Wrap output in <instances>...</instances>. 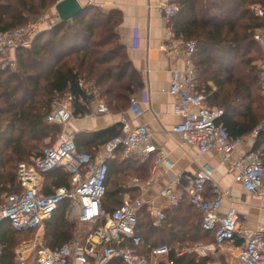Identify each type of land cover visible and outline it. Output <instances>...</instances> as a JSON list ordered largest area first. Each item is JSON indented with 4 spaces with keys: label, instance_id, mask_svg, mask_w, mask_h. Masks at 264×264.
<instances>
[{
    "label": "trees",
    "instance_id": "trees-1",
    "mask_svg": "<svg viewBox=\"0 0 264 264\" xmlns=\"http://www.w3.org/2000/svg\"><path fill=\"white\" fill-rule=\"evenodd\" d=\"M56 0H0V32L24 27L30 18H38L56 5ZM179 13L170 28L176 39L193 40L196 52L193 64L198 92L206 96L211 109H220L216 125L230 140L251 137L264 123V98L261 96V71L254 65L263 57L255 43L256 30H264V20L254 18L249 8L264 7V0H176ZM119 12L104 13L88 6L72 21L59 22L38 34L29 49L16 53L17 71L0 69V122L11 121L3 134L0 149V201L7 194L20 192L17 167L20 162L39 156L43 143L55 144L62 129L46 122L57 96L70 93L75 98V117L90 114V96L80 86L96 88L97 97L119 114L126 111L131 98L143 89L141 76L128 59L116 28L121 24ZM4 126L0 127V132ZM121 134V126L93 134V140L106 144ZM77 140H75V143ZM78 149V148H77ZM262 155L264 163V127L259 130L250 149ZM95 155L94 153H91ZM121 152L108 162V177L103 208L112 213L123 204L126 191L119 179L126 172L147 180L155 163L129 160L121 163ZM46 187H70V176L57 169L46 175ZM209 189V188H208ZM69 202L61 203L45 221L43 245L55 250L73 238L75 226L68 222ZM187 200L167 211L161 225L154 224L143 208L137 215V234L143 240L141 256L149 258L152 249L172 247L168 261L172 264H210L208 258L195 254L178 255L176 247L195 245L214 235L201 226V217ZM200 217V218H199ZM0 223V264H14L20 240L11 227ZM10 226V225H9ZM160 242V243H159Z\"/></svg>",
    "mask_w": 264,
    "mask_h": 264
},
{
    "label": "built area",
    "instance_id": "built-area-1",
    "mask_svg": "<svg viewBox=\"0 0 264 264\" xmlns=\"http://www.w3.org/2000/svg\"><path fill=\"white\" fill-rule=\"evenodd\" d=\"M158 9L165 15L168 24L180 11L176 0H166ZM249 10L254 18L264 20V7L255 4ZM38 33L37 25L30 21L24 27L0 32V61L3 65L13 67L17 51L29 49ZM253 39L263 51L258 67L261 71V96L264 98V30H256ZM196 47L193 40L176 38L162 47L170 55H181L185 62L184 69L173 72L171 76L169 93L176 98L174 114L182 118L172 132L185 145L202 153H216L246 192L264 194L262 155L246 150L245 138L230 140L224 130L216 125L223 111L209 108L206 96L196 89L193 64ZM80 86L90 97L97 96L96 88L92 85H85L81 81ZM74 101L70 93L54 99L46 122L60 126L62 132L55 144L45 146L39 156L18 164L20 192L6 195L0 201V223L8 222L17 233L38 231L59 205L68 201L67 221L75 225H88L90 231L85 237H74L55 250L41 243L36 245L33 248L35 264H149L148 257L141 256L143 240L137 234V215L148 207L154 224L159 226L166 219L165 212L154 209L142 199H127L112 213H107L103 200L107 191L108 162L116 159L118 152H121L123 161H147L155 155L151 182L159 166L173 167L169 154L153 145L146 126L133 127L125 113L120 115L119 120L121 134L103 145L96 155L79 151L74 138L64 132L68 123L75 119ZM130 110L136 118L143 114L135 101L131 102ZM96 112L103 115L112 113L104 102L98 105ZM262 129L263 126L254 131L251 137L255 138ZM57 169H63L70 176V187L53 186L46 192L43 181L47 174ZM131 185L141 186V183L133 179ZM160 196L172 208L179 207L187 200L199 213L202 229L214 235L213 246L198 245L195 251L223 248L239 240L242 248L237 264H264V224H259L253 231L249 230L248 217L234 205L229 206L224 214L220 213L229 192L214 182V168L211 165H204L191 178L183 175L173 177ZM28 250L19 249L15 253L14 264H27ZM170 251L168 245H162L152 249L149 257L164 259ZM1 253L0 247V256Z\"/></svg>",
    "mask_w": 264,
    "mask_h": 264
},
{
    "label": "crops",
    "instance_id": "crops-1",
    "mask_svg": "<svg viewBox=\"0 0 264 264\" xmlns=\"http://www.w3.org/2000/svg\"><path fill=\"white\" fill-rule=\"evenodd\" d=\"M56 1L59 3L62 0ZM165 1L77 0L83 8L91 6L100 9L104 13L119 12L121 14L122 21L115 32L119 37L120 43L125 47L128 59L132 62L144 83L143 89L131 98V102L135 101L138 103L143 114L141 117L136 118L130 110L131 103L128 109L122 113L98 114L96 109L103 101L97 96L91 97L88 104L91 111L90 114L84 117H75L65 127L64 132L71 135L74 140H77L76 146L79 151L96 155L103 145L95 143L92 137L93 134L119 125L120 115L125 113L133 127L146 126L149 129L153 145L157 149H164L168 152L173 167L159 166L154 180L151 182L149 181L154 165L147 180L132 177L129 183L123 187L126 191L123 201L127 199H142L147 205L150 204L154 209L164 211L166 215L167 211L171 210L172 207L168 206L165 200L161 198V191L169 185L173 177L183 175L191 178L200 168L209 164L214 168V182L222 190L229 192V196L220 213L224 214L229 206L234 205L240 213L248 217L247 227L253 231L259 224H264V194L252 195L246 192L242 184L237 182L235 177L228 172V166L221 162L216 153H202L191 146L185 145L180 137L172 132L173 128L182 121V118L174 114L176 98L169 93L171 76L173 72L183 70L185 62L181 55H170L162 50L163 46L169 45L170 41L175 39L165 15L158 9L159 5ZM55 6L45 14L44 31L53 27L55 22H60ZM10 123V120L7 121L0 132V149L2 147L3 134ZM262 126L264 127V123ZM254 139L253 137L247 139L246 150L250 151ZM119 160L121 163L126 162L121 160V157ZM141 162L144 163L146 161ZM133 179L139 180L141 186L131 185ZM43 182V189L48 192L46 178ZM195 212L199 215L197 211ZM151 218L153 220V216ZM4 224L6 225L4 229L11 231L10 226L7 223ZM44 228L45 226L38 231H44ZM90 229V226L85 224L75 225L73 238L85 237ZM38 231L19 233L17 235L20 237ZM40 243L43 245V236H38L34 242H24L22 244L20 241L15 253L19 249H29L27 264H35V250L33 248ZM198 245L211 247L214 245V241L209 237H205L202 242L195 244L191 250H189L190 248L177 246L176 251L178 249L179 253L184 252V254H195L199 258H208L211 261L210 264H237L242 248V242L239 240L223 248H210V250L208 249L205 252L195 251ZM170 248L172 249V247ZM168 257L164 259L149 257L148 259L149 261L164 260L169 262Z\"/></svg>",
    "mask_w": 264,
    "mask_h": 264
},
{
    "label": "rangeland",
    "instance_id": "rangeland-1",
    "mask_svg": "<svg viewBox=\"0 0 264 264\" xmlns=\"http://www.w3.org/2000/svg\"><path fill=\"white\" fill-rule=\"evenodd\" d=\"M53 8V7H52ZM48 12V11H47ZM43 13L41 14V16H39L38 18H30V22L33 23V24H36L37 27H38V31L39 33L38 34H41V33H44V22H45V14L47 13ZM59 23L58 21L55 22L54 24H57ZM258 62L259 60H257L254 65H256L258 67ZM259 68V67H258ZM0 69L1 70H5V69H9L11 71H17L18 69V65H17V61H16V64L12 67L11 65H3V62L0 61ZM6 119H4L3 121L0 122V127L1 126H4L6 125ZM52 144L50 140H47L45 143H43V147L47 146V145H50ZM133 177L132 173L130 172H126L125 174H123L121 176V178L119 179V185L124 187L126 186L130 179ZM109 187V185H108ZM107 187V188H108ZM75 226V224H73ZM77 226V225H76ZM44 234V231L41 230V231H38V232H35V233H31V234H28V235H24V236H20L19 237V240L21 241V243L23 244L24 242H34L38 236L42 237ZM160 243V242H159ZM195 245H189V246H184L185 248H190L189 250H191ZM188 250V251H189ZM177 252L179 253L178 249H177ZM165 261L164 260H157V261H149V264H164Z\"/></svg>",
    "mask_w": 264,
    "mask_h": 264
},
{
    "label": "water",
    "instance_id": "water-1",
    "mask_svg": "<svg viewBox=\"0 0 264 264\" xmlns=\"http://www.w3.org/2000/svg\"><path fill=\"white\" fill-rule=\"evenodd\" d=\"M83 9L77 0H62L55 6L60 22L72 21Z\"/></svg>",
    "mask_w": 264,
    "mask_h": 264
}]
</instances>
